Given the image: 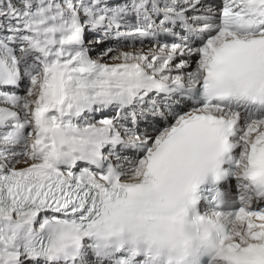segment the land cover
<instances>
[{
	"label": "snow or ice",
	"instance_id": "1",
	"mask_svg": "<svg viewBox=\"0 0 264 264\" xmlns=\"http://www.w3.org/2000/svg\"><path fill=\"white\" fill-rule=\"evenodd\" d=\"M0 264H264V0H0Z\"/></svg>",
	"mask_w": 264,
	"mask_h": 264
}]
</instances>
